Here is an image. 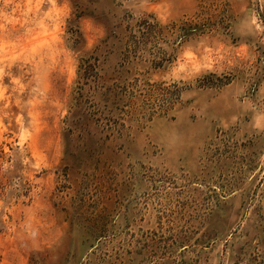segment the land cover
I'll list each match as a JSON object with an SVG mask.
<instances>
[{
	"label": "rangeland",
	"instance_id": "rangeland-1",
	"mask_svg": "<svg viewBox=\"0 0 264 264\" xmlns=\"http://www.w3.org/2000/svg\"><path fill=\"white\" fill-rule=\"evenodd\" d=\"M0 264H264V0H0Z\"/></svg>",
	"mask_w": 264,
	"mask_h": 264
},
{
	"label": "trees",
	"instance_id": "trees-1",
	"mask_svg": "<svg viewBox=\"0 0 264 264\" xmlns=\"http://www.w3.org/2000/svg\"><path fill=\"white\" fill-rule=\"evenodd\" d=\"M95 59V58H93ZM92 59V60H93ZM97 60V59H95ZM97 64L96 63H92L91 59L85 61V63L83 64L82 70H84V74L81 77V80L84 81V85H89L92 81L93 82H98V78H99V73L97 71ZM84 87H80L79 88V92L83 91Z\"/></svg>",
	"mask_w": 264,
	"mask_h": 264
}]
</instances>
